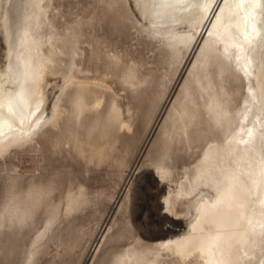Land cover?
I'll return each instance as SVG.
<instances>
[{"label": "rangeland", "instance_id": "374dc122", "mask_svg": "<svg viewBox=\"0 0 264 264\" xmlns=\"http://www.w3.org/2000/svg\"><path fill=\"white\" fill-rule=\"evenodd\" d=\"M41 7L30 4L28 20L43 48L71 38L73 75L91 86L65 90L55 120L0 158V264H114L134 249L145 264H178L157 257L158 241L182 234L185 216L160 205L168 184L155 166L193 169L223 142L240 122L243 80L204 48L177 61L180 48L139 27L126 0ZM246 158L247 168L261 165L257 142ZM256 242L251 264L264 263V236Z\"/></svg>", "mask_w": 264, "mask_h": 264}, {"label": "bare ground", "instance_id": "6f19581e", "mask_svg": "<svg viewBox=\"0 0 264 264\" xmlns=\"http://www.w3.org/2000/svg\"><path fill=\"white\" fill-rule=\"evenodd\" d=\"M42 1L0 0V158L34 141L57 116L65 90L91 86L89 79L73 75L76 47L71 38L63 36L45 50L42 33H34L28 19L32 11L42 10ZM126 2L139 27L180 48L177 61L204 48L217 53L244 83L240 122L223 142L209 145L193 169L172 173L155 166L161 183L168 184L160 205L185 216L182 234L158 241L157 257L178 264H251L257 237L264 236V159L260 166L246 167L255 142L264 152V0ZM52 84L57 90L49 92ZM143 252L131 250L114 264H145Z\"/></svg>", "mask_w": 264, "mask_h": 264}]
</instances>
